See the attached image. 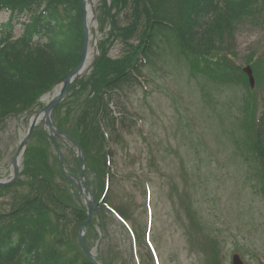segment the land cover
I'll return each instance as SVG.
<instances>
[{"label": "rangeland", "instance_id": "374dc122", "mask_svg": "<svg viewBox=\"0 0 264 264\" xmlns=\"http://www.w3.org/2000/svg\"><path fill=\"white\" fill-rule=\"evenodd\" d=\"M104 2L93 0L97 16L104 10ZM261 16L254 23L248 20L237 26L223 50L228 60L222 52L209 61L207 73L213 70L214 76L192 66L175 38L165 36L156 41L150 59L143 61L142 82L116 93L114 111L118 117H127L128 128L116 136L117 143H111L116 152L115 177L105 189V200L121 211L139 243L113 214L97 205L109 239H103L99 229L97 236L96 230L90 232L89 242L96 252L109 256L119 252L121 264H137L135 242L142 264H155L150 252L153 246L158 264H215L213 245L220 264H232L236 254L242 264H264V184L259 182L260 165L248 152V137L242 128L249 91L240 73L246 65L264 61V14ZM7 18L8 12H1L0 24ZM116 19L124 26L132 17L124 9ZM105 20L98 40L110 32L111 19ZM16 32L20 33L19 27ZM137 41L138 37L132 40ZM108 46L113 58L127 51L117 38ZM262 71L264 62L260 77ZM259 81L264 92V79ZM88 93V88L80 86L69 91L68 105L62 110L65 116L72 107L68 123L76 121ZM27 130V116H10L0 129V180L11 177L13 157ZM63 152L72 163V153L66 148ZM61 183L73 192L72 186ZM16 184L15 192L0 196V212H8L14 198L18 201L28 191L24 182ZM91 189L94 194L104 191L95 183ZM71 196L66 200L70 208L76 204L75 194ZM67 213L72 215L69 208ZM63 226L76 242L80 225L69 217Z\"/></svg>", "mask_w": 264, "mask_h": 264}, {"label": "trees", "instance_id": "16d2710c", "mask_svg": "<svg viewBox=\"0 0 264 264\" xmlns=\"http://www.w3.org/2000/svg\"><path fill=\"white\" fill-rule=\"evenodd\" d=\"M104 5L103 15L110 17L112 25L109 36L100 43V56L89 77L70 88L89 89L80 114L73 123L66 120L72 107L62 115L69 95L55 111L57 126L72 135L86 152V173L93 180L89 179L88 184L95 183L100 190L108 178L114 179L110 166L114 152L109 141L117 142L116 136L128 128L125 118L120 120L114 115L111 103L115 102L116 92L137 83L142 59H150L155 53L156 41H163L165 36L168 40L175 38L191 65L207 73L209 61L218 59L227 49L237 26L248 20L254 23L264 14V0H112L110 6L105 0ZM42 6L45 8L40 11ZM5 8L15 13L0 29V129L8 117L28 111L77 65L83 39L80 0H0V11ZM114 9L116 12L110 16ZM124 9L129 10L132 20L120 26L116 16ZM23 14L30 15L31 20L22 35L13 39L14 21ZM105 18L101 19L103 23ZM135 37L137 43L131 42ZM116 38L126 44L127 51L113 59L108 44ZM222 55L226 58L225 52ZM262 62L253 64L257 76ZM240 73L247 83V76ZM207 74L214 76L213 70ZM256 107V95L249 91L242 128L247 133L248 152L260 165L257 171L263 185L264 111L256 125ZM57 142L61 150L66 148L71 153L63 140ZM72 156L73 162L68 163L63 152V164L70 175L78 177L79 160L74 153ZM21 176L24 179L16 185L24 182L28 191L18 201L14 198L8 212H0V264H94L82 250L77 233L75 242L63 226L69 217L81 226L87 218V207L74 181L60 169L54 144L41 126L27 145ZM59 179L72 186L73 192L66 190ZM15 191L14 185L0 187V196ZM73 194L76 204L70 208L66 200ZM95 196L98 206L105 209L99 203L98 190ZM97 228L108 241L109 230L101 209L93 212L87 227L89 248V233L96 230L97 236ZM97 258L104 264H121L119 252L110 256L98 253Z\"/></svg>", "mask_w": 264, "mask_h": 264}, {"label": "water", "instance_id": "95a60500", "mask_svg": "<svg viewBox=\"0 0 264 264\" xmlns=\"http://www.w3.org/2000/svg\"><path fill=\"white\" fill-rule=\"evenodd\" d=\"M81 10H82V18H83L84 39H83V44H82L80 61H79L78 65L76 66V68L63 79L64 84H63L61 91L58 93V95L42 110V111H45V113H46L44 120L50 129V132L52 134L53 139L55 138L54 135L60 134V131L55 127L54 122H53L54 108L61 101V99L65 95L67 89L71 85V83L83 74L82 68H83V66L87 60V56H88L89 39H88V28H87V23H86V0H81ZM245 71L249 75L251 84L254 85V76H253L251 67L248 66L247 68H245ZM42 111H38L36 113L37 116H36L35 120L30 123L29 133H28L27 137L21 142L20 147L16 153V156L13 159L14 170H13L12 178L8 181H0V186L11 185L18 179L19 173H20L19 158L22 154V151H23L27 141H28L30 134L32 133L35 125L37 124L38 116L40 115V113ZM71 141L78 148L79 158H80V163H81V179L80 180L77 179L76 182H77L78 186L81 188V191H83L82 190V185H83L85 187V189L92 195V193H91V191H90V189H89V187H88V185L84 179V167L82 164H83V158L85 156V153H84L82 147L80 145H78V143L74 139L71 138ZM84 196H85V194H84ZM85 199H86V202L88 205L89 213H88L87 220L83 223V225L79 231L80 243H81L83 249L85 250V252L89 255V257L94 261L95 264H102L96 260L94 253L87 248L86 243H85L84 230H85L87 223L91 222L92 211L94 209L93 205L90 202V199L87 196H85ZM92 202H94L93 199H92ZM234 264H242V263L240 262V259L238 257H235V263Z\"/></svg>", "mask_w": 264, "mask_h": 264}, {"label": "bare ground", "instance_id": "6f19581e", "mask_svg": "<svg viewBox=\"0 0 264 264\" xmlns=\"http://www.w3.org/2000/svg\"><path fill=\"white\" fill-rule=\"evenodd\" d=\"M87 16H88V22H87V23H88V35H89V39H90V38H92V37H91V33H92V30H93V27H94V26L92 25V21H93V20H92V14H91L90 6H89V5H88V15H87ZM90 59H91V48L89 49V56H88V61H87V63H89ZM60 87H61V86H57V87L55 88V90H54L55 93L59 91ZM32 119H33V117H32Z\"/></svg>", "mask_w": 264, "mask_h": 264}]
</instances>
